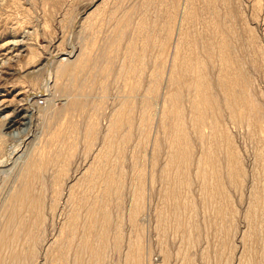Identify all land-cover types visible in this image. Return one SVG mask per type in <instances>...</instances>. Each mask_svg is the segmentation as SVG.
<instances>
[{
	"label": "rangeland",
	"instance_id": "obj_1",
	"mask_svg": "<svg viewBox=\"0 0 264 264\" xmlns=\"http://www.w3.org/2000/svg\"><path fill=\"white\" fill-rule=\"evenodd\" d=\"M96 1L0 0V236L24 195L27 264H264V0Z\"/></svg>",
	"mask_w": 264,
	"mask_h": 264
},
{
	"label": "bare ground",
	"instance_id": "obj_2",
	"mask_svg": "<svg viewBox=\"0 0 264 264\" xmlns=\"http://www.w3.org/2000/svg\"><path fill=\"white\" fill-rule=\"evenodd\" d=\"M101 0H97L95 2V4L93 5V7H91L88 11H85L84 14H82L83 16L85 14H87L88 12H90L91 10H93V8L100 2ZM95 9V8H94ZM76 22V21H75ZM75 22L73 23V29H77V25L75 24ZM79 23V22H78ZM77 23V24H78ZM76 32V31H75ZM75 36V35H74ZM74 38V37H73ZM73 38H70V40H68V51L64 54L66 55H71L73 54V52L75 51L74 50V45H73V41L72 39ZM57 54L51 56L52 58L51 59H48L47 62L44 64L43 66V70L45 72V74L43 75V79L42 81L40 82V91L37 90L36 92V97H33V98H37V99H32L29 103H28V106L29 108L31 109L30 112L28 113L29 114V120L31 121V119L33 118V116L35 115L36 113V110L38 108L41 107V103H44V96L46 94V92L48 91V89L51 87V79H53V74L54 72L52 71V65L54 63H58V62H61L63 61V59H59V58H56ZM59 56V55H58ZM54 57V58H53ZM27 67V66H26ZM26 70V69H25ZM27 76V75H26ZM45 76V77H44ZM52 76V77H51ZM193 80V79H192ZM200 80V79H199ZM198 80V81H199ZM189 85V84H188ZM196 85V83H195ZM194 85V88H196ZM198 86V85H196ZM200 88V86H199ZM185 89V88H184ZM196 91V90H195ZM199 91V90H198ZM201 92V91H200ZM49 93V92H48ZM180 95V93H179ZM182 95V94H181ZM203 95V94H202ZM176 96V95H175ZM216 96V95H215ZM181 97V96H180ZM214 97V96H213ZM182 98V97H181ZM180 98V99H181ZM197 98V97H196ZM178 99H179V96H178ZM179 99V101H181ZM207 99V98H206ZM41 100V102H40ZM176 100V99H174ZM185 100V99H184ZM29 101V100H28ZM173 101V100H172ZM178 101V100H177ZM203 101V100H202ZM201 101V102H202ZM208 105H213L210 101V99L206 100ZM205 101V102H206ZM197 102V101H196ZM216 102V101H215ZM193 103V102H192ZM198 103V102H197ZM203 103V102H202ZM204 104V103H203ZM235 104V103H234ZM243 104V103H242ZM202 105V104H201ZM200 106V105H199ZM203 106V105H202ZM222 106V105H221ZM198 107V106H197ZM196 107V108H197ZM205 107V105L203 106ZM208 107V108H210ZM214 107V106H213ZM207 108V110H208ZM198 109H201V108H198ZM218 109V108H217ZM123 110V109H122ZM26 112V111H25ZM215 112V111H214ZM195 113V112H194ZM205 113H208L206 112V108L205 109H201L200 110V114L199 115V120L200 122H202L203 126H200V130L198 132V135H197V139L199 140L200 142V148H201V154H202V157H206L205 154L206 152H208V155L209 154V148L211 147H208V145H210L211 143L215 142V134H214V129L216 128L215 125L213 124V122L210 121V119H207L208 116H205ZM212 113V112H211ZM208 115V114H206ZM214 115V114H212ZM177 116V115H176ZM210 116V115H209ZM215 117V116H214ZM13 118V117H12ZM201 118V119H200ZM216 118V117H215ZM219 118V117H218ZM195 120V119H194ZM163 121V120H162ZM209 121V122H208ZM11 122H13L12 119H10L8 121V124H10ZM185 122V121H184ZM4 124V123H3ZM217 124V123H216ZM193 125V124H192ZM240 125V124H239ZM217 126V125H216ZM113 127V126H112ZM215 127V128H214ZM237 127V126H236ZM28 128V127H27ZM110 128V127H109ZM199 129V128H198ZM209 130V131H208ZM217 131V129H216ZM217 134V133H216ZM221 134V133H220ZM220 139V137H219ZM17 140V139H16ZM117 140V139H116ZM1 141V140H0ZM18 142V141H17ZM22 141L18 142L16 145H14L12 148L8 147L6 149H4V151H1V149L3 150V148H0V174L1 173H7V171L10 169V164H9V161L11 162V164H14L15 162H12L13 160H18L19 159V155L20 152L18 153V151L20 150L21 146H22ZM217 143V141H216ZM215 143V144H216ZM28 144V143H27ZM112 144V143H111ZM199 144V143H198ZM222 144V143H221ZM220 145V144H219ZM9 146V145H8ZM214 146V145H212ZM7 147V146H6ZM27 148V147H26ZM109 148V147H108ZM25 149V148H24ZM114 150V149H113ZM219 150V148L217 149ZM117 151V150H116ZM228 151V150H227ZM2 152V153H1ZM24 152V151H23ZM218 152H221V151H218ZM18 153V154H17ZM203 153H204V156H203ZM214 153H217V152H214ZM17 154V155H16ZM200 155V154H199ZM5 157V158H4ZM201 157V156H200ZM209 158V156H207ZM14 158V159H13ZM173 158V157H172ZM13 159V160H12ZM202 159L204 158H201L199 160L198 158V161L197 163L195 164V175H196V182L200 183V185H202V187L204 186V184L207 183V176L206 175H209L211 174L210 171L207 172V167H211V163L210 162H205L203 164L202 162ZM207 159V158H206ZM205 159V160H206ZM5 160V161H4ZM204 161V160H203ZM189 163V162H188ZM8 164L7 167L8 170H4L2 167H5L6 165ZM16 164V163H15ZM14 164V165H15ZM227 166V165H226ZM106 169V168H105ZM20 172V171H19ZM194 175V177H195ZM16 179V178H15ZM227 180V179H226ZM197 183V184H198ZM202 183V184H201ZM184 186V185H183ZM211 186V185H210ZM203 190V193L206 199V203L207 204H210L212 203L215 199H216V195L213 196L212 194L210 195V191H209V184H207L206 186H204V188L202 189ZM219 192V191H218ZM202 193V194H203ZM21 196V195H20ZM25 196L22 195L21 197V201L18 202V204H15L13 206V209H12V212L9 216V219L8 221L6 222V225H5V228H4V231H3V236H0L1 238L4 237V239L1 240L0 242V261L4 262V264H27L26 263V260L28 261L27 256H33V250L36 249L35 247H37L36 245H34V242H33V245H32V236H33V231L35 229V224L39 223V219H37L36 221H32L30 225V227L27 228L26 232L23 234L22 233V229L23 227H27V220L26 219V211L24 212L25 215L22 216V212H21V209L23 206H27L28 208L31 207L25 203L27 202H24V200H22ZM28 197V196H27ZM260 199V198H258ZM16 200V199H15ZM26 200V199H25ZM17 201V200H16ZM264 201V200H263ZM205 202V201H204ZM14 203V202H13ZM17 203V202H16ZM189 206V205H188ZM39 207V206H38ZM179 207V206H178ZM28 208H27V211H28ZM34 209V208H33ZM32 209V210H33ZM186 209V208H185ZM37 210L39 211L40 209L37 208ZM186 211V210H185ZM39 213V212H38ZM34 214V212H33ZM184 215V214H183ZM185 216V215H184ZM29 223V222H28ZM35 226V227H34ZM31 228L32 231H31ZM3 229V228H2ZM22 230V231H21ZM34 239V238H33ZM55 242V241H54ZM43 243V242H42ZM41 243V244H42ZM51 245V244H50ZM27 246V247H26ZM29 246V249L28 251L26 250V248H28ZM43 247V245H42ZM62 249V248H61ZM49 256V255H48ZM33 258V257H32ZM34 261V260H33ZM31 264V262H30Z\"/></svg>",
	"mask_w": 264,
	"mask_h": 264
},
{
	"label": "water",
	"instance_id": "obj_3",
	"mask_svg": "<svg viewBox=\"0 0 264 264\" xmlns=\"http://www.w3.org/2000/svg\"><path fill=\"white\" fill-rule=\"evenodd\" d=\"M95 4V2H92L88 7H87V9L85 10V11H88L91 7H93V5ZM84 11V12H85ZM84 12H83V14H84Z\"/></svg>",
	"mask_w": 264,
	"mask_h": 264
}]
</instances>
